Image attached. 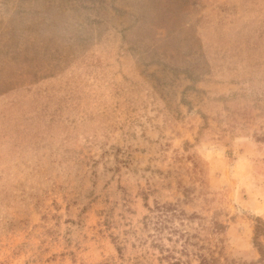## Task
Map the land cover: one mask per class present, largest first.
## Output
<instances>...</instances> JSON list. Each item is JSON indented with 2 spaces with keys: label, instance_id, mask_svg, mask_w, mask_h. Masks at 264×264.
Masks as SVG:
<instances>
[{
  "label": "rangeland",
  "instance_id": "rangeland-1",
  "mask_svg": "<svg viewBox=\"0 0 264 264\" xmlns=\"http://www.w3.org/2000/svg\"><path fill=\"white\" fill-rule=\"evenodd\" d=\"M0 264H264V0H0Z\"/></svg>",
  "mask_w": 264,
  "mask_h": 264
}]
</instances>
